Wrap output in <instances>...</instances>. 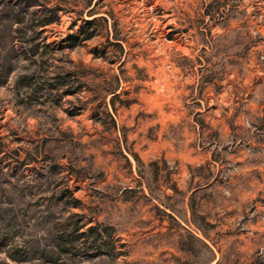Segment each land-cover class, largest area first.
<instances>
[{
    "label": "rangeland",
    "instance_id": "obj_1",
    "mask_svg": "<svg viewBox=\"0 0 264 264\" xmlns=\"http://www.w3.org/2000/svg\"><path fill=\"white\" fill-rule=\"evenodd\" d=\"M19 1L0 0V264H264V0H40L64 9L40 34L2 13ZM115 76L136 101L113 110Z\"/></svg>",
    "mask_w": 264,
    "mask_h": 264
},
{
    "label": "trees",
    "instance_id": "obj_2",
    "mask_svg": "<svg viewBox=\"0 0 264 264\" xmlns=\"http://www.w3.org/2000/svg\"><path fill=\"white\" fill-rule=\"evenodd\" d=\"M27 1V2H25ZM43 4L40 3V0H22L19 1V3L16 5V7L13 4H10L4 8H2V13L4 15H9L13 16L15 15L14 18L11 19V21L15 24H18L19 26L16 28V31H19L21 29L22 26H24L25 28H28L29 30L35 32L37 34H40L43 32V29L46 25L48 24H52L55 22H58L60 20V12L64 11V9L62 8V6L59 5H54V6H45V12L44 15H38L37 11H33L32 15L28 14V10L30 7L32 6H42ZM14 13V14H13ZM103 20H107V18L105 16H102ZM98 20L96 13L93 11H90V18L85 20L86 23L88 25L90 24H94L96 21ZM85 33V32H84ZM93 32L90 33H85L83 36V40L85 39H89L91 37H93ZM69 39H74V40H78L80 39L78 34H70ZM118 40V38H116ZM118 43V42H117ZM32 54L36 55V49L31 48ZM89 73L86 74H82L81 76H86ZM61 78H63V82L64 85H69V79L71 77H73L74 75H76L77 77H79L80 75L78 74V70H67L65 72H62L61 74ZM79 75V76H78ZM115 83L113 84L112 87L107 88V91L109 94H112L110 103L112 104V109L116 110V102L118 101L120 106H129L130 104L134 103L136 100L135 98H130V91H124V92H118L119 90V86H120V82L121 79L119 76H115ZM54 85V84H53ZM80 87H76L74 89H69L68 86L67 88L64 90L63 94L64 95H71V94H77L80 92ZM122 94H125L126 97H123ZM91 100L94 99V97L90 98ZM86 100L83 101V107L82 108H86L89 103H91V101ZM101 106V104L97 105L96 108L94 109V116L99 115L97 119H100V121H102V118L100 116V114H104V116L106 118H108L110 120V122L112 123V125L114 127H117V121L114 117V114L111 110L109 109H104L102 111H100L98 108ZM103 106V105H102ZM97 109V111H96ZM122 131H123V136L125 141H127V133H126V127L122 126ZM127 150L130 152V154H132V156L135 158L137 163H141L142 159L139 156V154L130 149L127 148ZM124 156L126 157L127 161L130 163L129 158L126 154H124ZM149 166L151 169V174L153 175V178L155 180V182H157V185L159 187V189H161L162 187H167V188H171L174 192H181L182 190L179 189L177 183L174 182H170V176H171V170L168 167L167 161L166 159H155V160H151L149 162ZM194 214H196L197 212L195 211V209L193 210ZM203 222H197L198 227L203 231L204 234H207L208 229H211L213 227H215V223H212L210 221H206V219L203 217ZM187 237L191 240L194 241H200L201 239L193 234L192 232H188L187 233ZM188 240H186L183 236H181L180 240H179V244H180V249L183 251H191L193 250V248H191L190 246L187 245ZM215 257L211 258V261L214 260ZM178 264H197V262L195 260L192 259H185V260H178ZM216 264H224L223 260L220 259L217 261ZM253 264V262L251 263Z\"/></svg>",
    "mask_w": 264,
    "mask_h": 264
}]
</instances>
